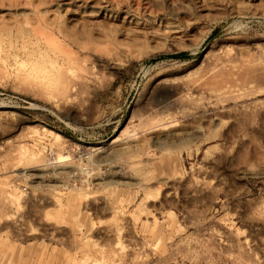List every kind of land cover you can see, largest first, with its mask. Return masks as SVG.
I'll return each instance as SVG.
<instances>
[{
  "label": "rangeland",
  "instance_id": "obj_1",
  "mask_svg": "<svg viewBox=\"0 0 264 264\" xmlns=\"http://www.w3.org/2000/svg\"><path fill=\"white\" fill-rule=\"evenodd\" d=\"M0 264H264V0H0Z\"/></svg>",
  "mask_w": 264,
  "mask_h": 264
},
{
  "label": "bare ground",
  "instance_id": "obj_2",
  "mask_svg": "<svg viewBox=\"0 0 264 264\" xmlns=\"http://www.w3.org/2000/svg\"><path fill=\"white\" fill-rule=\"evenodd\" d=\"M60 28H62V31H65V29H66L65 24L64 23L61 24ZM67 37L70 40V42H72L73 44H75L77 46L80 45L75 35L70 34V35H67ZM87 48H88V46H87ZM87 48L86 47H84V48L82 47V49H85V50ZM91 49L92 48L90 47V49L88 48L87 51L88 50L91 51ZM92 51H93V49H92ZM225 59H227V60H225ZM225 59L222 61V64H220L219 66H218V64L214 65L213 69L211 70V77L212 78H221L222 79L219 84L215 85L216 86V87H214L215 89H221V90L223 89L224 90V89H229L232 86V83H233L232 82L233 79L231 78L232 74H231V70L228 69L227 65H228L229 62H233L232 61L233 57L231 56V57H228V58H225ZM72 62L71 63L74 64L73 59H72ZM74 66L77 67L76 62H75ZM73 70H74V68L72 69V71ZM250 70L251 69H249L248 72H244L243 74L247 75L248 77L253 78V79L259 76V74L255 73L254 70L253 71L252 70L250 71ZM57 79L58 78L54 79V77H51L48 80L49 82L47 81V83L45 85H46V87L48 86L50 89H53V90L59 92L61 95H65V94H67L70 91L79 90V89L82 88V83L80 81H76V79H74L75 81H73V80L71 81V80H67L65 78H62L61 80L58 79L59 83L56 82ZM79 80H80V77H79ZM199 88H200L199 85H193V86H190L188 90L191 91V92H197L199 90ZM180 100H182V99L179 98L178 102ZM34 163H36V165L34 166L35 170L36 171L40 170V168H39L40 166H39L38 162H34ZM8 208H6V209L9 210L10 208L9 209Z\"/></svg>",
  "mask_w": 264,
  "mask_h": 264
}]
</instances>
